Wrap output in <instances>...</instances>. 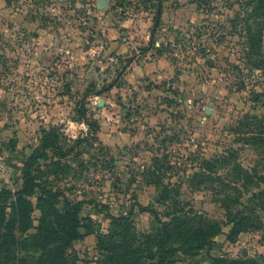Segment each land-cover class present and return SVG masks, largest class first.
<instances>
[{
    "label": "rangeland",
    "instance_id": "obj_1",
    "mask_svg": "<svg viewBox=\"0 0 264 264\" xmlns=\"http://www.w3.org/2000/svg\"><path fill=\"white\" fill-rule=\"evenodd\" d=\"M97 2L0 0V190L23 187L28 158L52 136L59 149H47L31 177L60 193L58 209L83 204L82 237L65 264H125L102 243L113 217H128L141 242L156 233L142 208L165 222L176 214L220 226L211 247L178 251L173 264L262 260L264 0ZM248 30L261 36L259 55L248 52ZM250 134L260 136L254 144ZM41 196H30L35 206ZM15 200L0 201L9 215ZM40 218L35 207L24 237ZM234 218L247 226L231 239ZM142 247L139 264L157 260L147 255L155 245ZM33 251L14 247L0 264L35 261Z\"/></svg>",
    "mask_w": 264,
    "mask_h": 264
},
{
    "label": "trees",
    "instance_id": "obj_2",
    "mask_svg": "<svg viewBox=\"0 0 264 264\" xmlns=\"http://www.w3.org/2000/svg\"><path fill=\"white\" fill-rule=\"evenodd\" d=\"M260 6H263V2L260 3ZM248 33L250 35L249 45H247L248 52L252 55L261 54V36L253 34L250 30H248ZM81 114L91 129L93 131L97 130V125L87 120L86 113L82 112ZM259 137L258 134H250L246 140L254 144ZM59 147L60 145L55 137L44 138L40 146L34 150L27 160L23 187L16 191L10 189L0 190V201L1 199L8 200L12 195H16V200L13 202V214L9 215L6 207L0 205V253L8 256L14 247L22 250H34L33 253H39L35 261L31 256H25L19 260V264H65L66 249L75 240L82 237L81 227L83 225L80 216L82 202L70 203L66 200L65 209L60 210L56 207V201L60 197V193L42 188L31 177V167L34 162L44 157L47 149L56 150ZM37 188L43 196L38 198L35 206L30 196L35 193ZM164 192V198L168 199L170 192L173 191L165 186ZM255 197L264 199V190L257 192ZM35 207L41 211L39 224L35 227L34 233L27 234L24 237L23 235L33 227L32 213ZM142 209L155 215L160 223V228L154 234L144 235V241L141 242V238L137 233L130 232L131 224L128 217H113V220L118 224L115 225L116 227L108 236L110 242L102 243V246L114 253L113 255L107 254L109 259L117 258L118 261L125 264H139L145 252L142 246L146 243L150 247L153 245L157 247L155 255L147 254L152 258L157 257V260L152 264H173L172 257L178 251L193 255L206 247H211L214 243L213 237L221 231L217 223L207 221L205 227H202V225L194 226L195 221L192 218L176 214L169 222H165L159 218V214L155 209ZM233 222L234 226L230 232L231 239L244 231L243 227L247 226V220L244 218H234ZM89 233L90 231L87 230V234ZM175 243H179V246H174ZM212 260L213 264H264V256L262 260L258 258H227L224 256L213 257Z\"/></svg>",
    "mask_w": 264,
    "mask_h": 264
},
{
    "label": "water",
    "instance_id": "obj_3",
    "mask_svg": "<svg viewBox=\"0 0 264 264\" xmlns=\"http://www.w3.org/2000/svg\"><path fill=\"white\" fill-rule=\"evenodd\" d=\"M98 7L99 8H106L107 7V5H108V2H107V0H98ZM160 16V8H159V10H158V17Z\"/></svg>",
    "mask_w": 264,
    "mask_h": 264
}]
</instances>
